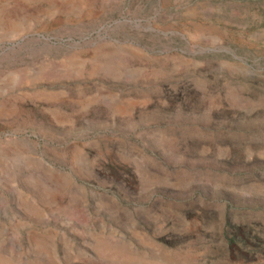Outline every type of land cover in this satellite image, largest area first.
Returning <instances> with one entry per match:
<instances>
[{"label": "rangeland", "instance_id": "374dc122", "mask_svg": "<svg viewBox=\"0 0 264 264\" xmlns=\"http://www.w3.org/2000/svg\"><path fill=\"white\" fill-rule=\"evenodd\" d=\"M0 264H264V0H0Z\"/></svg>", "mask_w": 264, "mask_h": 264}]
</instances>
